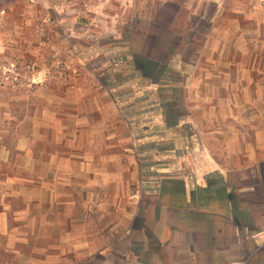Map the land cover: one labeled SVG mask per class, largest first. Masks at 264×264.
<instances>
[{"label": "crops", "instance_id": "obj_1", "mask_svg": "<svg viewBox=\"0 0 264 264\" xmlns=\"http://www.w3.org/2000/svg\"><path fill=\"white\" fill-rule=\"evenodd\" d=\"M17 57L0 264H264L261 0H0Z\"/></svg>", "mask_w": 264, "mask_h": 264}, {"label": "built area", "instance_id": "obj_2", "mask_svg": "<svg viewBox=\"0 0 264 264\" xmlns=\"http://www.w3.org/2000/svg\"><path fill=\"white\" fill-rule=\"evenodd\" d=\"M264 4V0H262ZM37 36L42 37V27L35 31ZM66 70L63 63L57 67L42 68L33 60H23L19 57L14 62H5L0 59V88L7 85L21 87L26 91H35L46 87L54 78L57 72Z\"/></svg>", "mask_w": 264, "mask_h": 264}, {"label": "rangeland", "instance_id": "obj_3", "mask_svg": "<svg viewBox=\"0 0 264 264\" xmlns=\"http://www.w3.org/2000/svg\"><path fill=\"white\" fill-rule=\"evenodd\" d=\"M261 2H262V0H261ZM127 3H128V2H127ZM100 62H101V60L98 59L97 61H94V62H92L91 64L94 65V66H98V65H100Z\"/></svg>", "mask_w": 264, "mask_h": 264}]
</instances>
